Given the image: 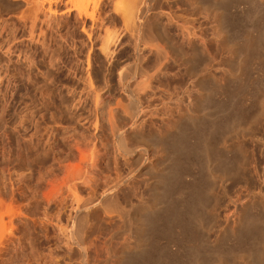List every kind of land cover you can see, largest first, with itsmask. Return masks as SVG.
Here are the masks:
<instances>
[{
  "label": "rangeland",
  "instance_id": "374dc122",
  "mask_svg": "<svg viewBox=\"0 0 264 264\" xmlns=\"http://www.w3.org/2000/svg\"><path fill=\"white\" fill-rule=\"evenodd\" d=\"M77 1H80L79 4L85 5V7L87 8V12L90 15L88 14L89 17L87 18L86 16L85 18L87 19H84V21L79 22V23L76 20V17H74L75 13L72 14L70 17H68L67 19L68 23L66 22L65 24L66 26H64V28L65 27L66 28L64 29L62 34L65 35L66 34L64 33L65 31L66 32L68 31L71 34L73 33L72 36H75V38L71 37L70 33H67V36L70 35L69 37H71L73 42L66 35L63 38H61L60 37L61 35L59 36V33L57 31L56 32L54 31L52 36L55 37L57 35L54 41H53L54 38L52 39L54 43L53 46L54 45L55 46L54 48L53 47L51 48L52 46L50 45L52 43L51 41L48 48L52 50H49V49L43 48L44 41L43 39H41L42 37L40 38L39 43L36 41L35 43L34 41H30L31 38L29 40V37H30L29 34L24 35L26 32L24 33V31L23 32L18 31V37H19L18 38L19 43L17 47L18 50L16 49L12 53L13 50L9 52L7 48V47H11V45L9 46L7 44V40L9 41V38L6 35L7 33L3 32L5 36L2 35V38L5 41L2 38H0V43L2 42V45L0 44L1 46L0 47V63L2 62L0 64V69H1L0 70V79H1L0 80V172H1L0 173V183L5 182L4 184L8 186L7 187L8 190H6V192H10L9 190L15 189V187H13L14 185L13 183L17 184L18 183L17 180H19L20 182L22 180H25L28 177L26 179L27 182L26 181H22L23 183L21 182V185L23 186H21V189L18 192L19 194H16V196L21 195V194H23L24 196L27 195L26 198H28V195H29V198L30 196H32L30 195L31 191L28 192L27 189L29 188L26 187V184L27 186L31 185L30 188H34L35 186L37 188H40L37 196L41 200V202L38 199V202L40 204L38 203L39 205L38 204L36 205H38L39 207L38 206L37 207L40 208L41 210L42 208L44 209V207L48 205V204H43L45 202H43L41 199L42 191L47 186V184L45 185L44 183H46L47 180L49 182V180L52 179L51 177L53 176L55 177V175H56V178H58V180L64 178L65 176L63 177V175L66 174L65 173L66 171H64L63 169L65 168L67 170V168L70 169L72 167L70 169L71 172H76L77 171L75 169L76 167L78 168L79 166H82L79 168H82L84 170V168L88 165V169H89V167L93 165V163H95L94 164L95 166L93 165L94 168H91L89 171H91L95 179L94 182L96 185L95 184L94 185L97 188V191H95V194L98 195V197H100L99 195L102 192L100 190H103L104 186H112L115 183L114 180L117 181V177L120 176L119 173L123 174L122 176L125 177L130 172H135L136 179L133 182L134 184L133 183L131 184L132 188L129 187L128 188L129 190L126 189L128 190L127 193H130L131 191L130 194L137 195L139 198L141 197L140 201H138L139 199L136 198V201H135L136 203H141V205H143L144 207H151V212H147V213L145 212L143 213V215L142 213H140V217H138L139 220H141L144 223L145 222L148 223V221L152 219L163 217L164 215L160 217L154 216V211L156 212V209L157 211H161V213H164L170 209L172 211L175 208L177 209V210L175 209L177 213L179 211V214H175L174 218L172 219V221L174 220L173 223L171 221V224H169L170 222L162 224V228H163L162 236L163 237L160 234L161 231H159V234L156 239L157 246L155 245L156 249L154 248L155 252L153 253V256L155 258L157 259L161 258L162 260H166V261L171 259V261H174V262L180 260L179 264L181 263L182 264H190V263L197 264L199 262L200 263L204 262V264H263L264 263V260L262 261L263 253L262 252L259 253V251L262 248L263 249L261 251H264V246L262 247L264 242L262 239H260L262 237L264 238L263 236L264 223L262 222L261 224L259 220L264 221L263 219L264 218V87H263L264 86V64H263L264 63V44L261 43L264 41V36L262 37V35H264L263 34L264 33V28H263L264 27V14H263L264 13V2H263L264 0H140V2H138L139 0H135V1L134 0L133 1L132 0H97V1L96 0H75V3L78 5ZM8 2L10 3L5 2L4 4V2L3 3L0 2V4L4 6L6 5L5 7L4 6L2 7V5H0V13H2L3 15L13 14L14 11L17 12L18 10L15 7L13 8V6L11 5V2H12L11 0H9ZM124 5L127 7L126 11H131V10L133 11L142 10L143 12L145 11L144 18L139 19L137 21L142 26L141 27L142 31L145 29L143 33L142 31L141 33H138L136 30L134 31L133 23H131L130 22L131 20L128 18L130 20L129 21L125 16L128 12L124 10H123L124 12H122L121 8H123ZM61 7L62 6H60L59 9ZM115 7L120 8L121 10L118 9L117 11ZM240 9H242L243 11ZM59 11L61 12V9ZM259 11H263V12H259ZM124 13L125 15H123ZM96 15L98 16V18H96L97 17ZM217 16L221 18L219 19ZM234 20L235 21L239 20V21L235 22ZM232 22L234 23L232 24ZM236 23L239 24L241 27L239 25H236ZM82 26L84 27V29ZM104 26H106V28ZM17 27L20 28V25ZM189 27L191 29H189ZM107 30H110L112 33L110 31L107 32ZM228 31H230V33ZM118 32L119 34H117ZM130 32L132 33V35ZM145 32L147 33L145 34ZM249 33L253 37L249 36ZM107 34L108 35L111 34L112 36L114 34L115 39L114 38L112 39L113 43L110 42V50L106 48L108 51L107 50L104 51L105 46L102 47L100 45L102 44L104 45ZM194 36L196 37L194 38ZM58 37H60L59 38L60 40L58 39ZM139 37L140 39H138ZM257 37L258 39H256ZM50 39H47L45 42H47L48 44ZM61 39H65V40L61 41ZM102 39H105V40H102ZM66 40L68 42L65 43ZM145 40L149 41L150 43L149 42H148L149 44L145 43ZM3 41L5 42L6 46L8 45L6 49H5V45L3 46L4 44ZM136 41L137 43H134ZM70 43H71V46H69ZM135 44H139L140 47L137 49ZM146 44H148L147 47H146ZM133 45L136 48H134ZM250 45L254 48H252ZM252 49H253V52H252ZM47 50H49L50 52H47ZM254 50L259 51V52H256ZM44 51H46L47 53ZM102 51L104 53H102ZM6 52L8 55L6 54ZM106 52L107 53L109 52L110 54L109 53L107 54ZM252 53H254V56ZM248 54H250L251 57ZM8 57H10V60ZM50 58H53V59H50ZM242 58H244L245 60ZM54 64L56 66H54ZM160 66L161 67L163 66V67H162V70L161 68H159L160 69V72H159L158 67ZM141 69L148 70L149 72H151L149 74L155 75V78L153 77L154 79H152L151 82H148L149 85L141 81L142 79L141 74H139L140 75V79H139L138 73H140ZM124 71H126V73H124ZM232 71L234 74L232 73ZM134 74L136 77H134ZM124 76H126L127 79H125ZM12 78H15V79H12ZM40 80L42 82H40ZM139 82L142 84H140ZM41 88H44V89H41ZM98 88H100V90ZM142 88H145V89H142ZM246 88H250V89H246ZM87 89H89L90 91ZM137 90H138V93H137ZM141 90L143 93H140ZM244 92L247 95H245ZM243 95L245 96L243 97ZM240 96H242V98ZM228 97L230 99H228ZM236 100H237V103H235ZM108 101L110 102L108 103ZM122 101L127 106L124 105ZM118 102L120 104H118ZM261 103L262 105H259ZM122 105L126 108H123ZM135 105L141 106V108L144 109V110L142 109L141 110L144 113L145 112L148 113V114L145 113L147 114V116L143 114V116H140L141 118L139 117L140 120L138 119L139 120L138 126H141L139 125L140 123L144 124L140 127V129L138 127L140 131L137 129V131L139 132L135 133V134H138L139 136L131 135L132 134L131 131L133 132L134 130H131V126L129 124L130 122H128L130 120L129 119L130 117L128 118V116H130L131 110L133 106ZM119 106H122L121 109ZM108 108H109V112H108ZM216 109H218L219 111ZM110 110L111 111L113 110L115 112L113 113L114 119L116 121L117 126L119 127L118 129H120L119 131H121L123 134L126 132L124 134V136L126 135V138L128 136L126 141L129 143V145H131V149L133 151V154L129 156H126L122 153L119 147V144H118V140L111 133L112 131L110 128L111 125L109 124L110 123L109 119L111 115ZM126 112H129V114H127ZM106 114L108 115V118ZM230 115L232 116L230 117ZM121 118L122 120L123 119L124 120L122 121ZM87 119L89 122L87 121ZM126 119H129V120H126ZM104 120H107V121H104ZM246 121H248L247 122L248 124L246 123ZM119 122H120V126L118 124ZM217 122L220 123V126L218 125ZM191 123L194 127L191 125ZM210 123L211 124L213 123L214 125L210 126L211 125ZM221 126L222 128H220ZM211 127H214V128H211ZM35 129H36V132H35ZM108 129H110V131ZM235 129H238V130H235ZM184 130L187 131L188 133L185 132ZM203 130H205L204 131L205 133L203 132ZM72 131L74 132L75 135L73 134ZM212 131L214 134L212 133ZM76 132H77V135H76ZM218 132L220 135L217 134ZM227 132L229 135L227 134ZM46 133L48 135H46ZM201 135H204V136H201ZM197 136L200 137V139ZM38 137L39 138L42 137V138L39 139ZM181 137L185 141L181 140L182 139ZM49 138H51L50 139L51 141H49ZM75 138H77V141L81 139L80 140L81 142L75 141L76 140ZM143 140L145 143L142 142ZM179 141L185 142L184 146L188 145L186 147L187 148L186 152L184 151L182 152L178 150L177 148L175 149L174 146H176V143H178ZM196 141L198 142V144H196ZM54 142L57 143V144H54L55 146H53V144H50ZM76 142L82 143V145H79L78 147ZM85 143L88 145H85ZM201 143H202V146H201ZM42 144L45 146H43ZM75 144L77 145L78 149L82 148L84 145L83 148L84 149L86 148L85 151L82 152L81 151L82 149L81 150L79 149L84 154H82L81 152L79 154L78 153L79 151L77 152ZM193 145H196V146H193ZM199 146H201L202 148ZM188 147H190L191 149H189ZM87 148L91 150L87 151L88 150ZM93 148L96 150V152H94L95 150ZM188 150H190L191 152L189 153ZM194 151L198 154H196ZM24 152L26 154H24ZM192 153L195 155H193ZM42 154H45V155H42ZM98 154L99 156H97ZM84 155H85V158H84ZM192 155L196 157L194 158ZM74 156L75 157L77 156V157L75 158ZM68 157H71V158H68ZM31 158L33 161L31 160ZM79 158L81 160L83 159L82 162L80 161ZM62 159L63 161H61ZM84 159H89V160L85 161ZM84 161H85V165H84ZM66 163L69 165L68 167ZM45 164H47L48 167ZM80 164H83V165H80ZM178 166H180L185 172L187 171V173L183 171L184 174L186 175V176L185 175L183 176L184 179L179 178V181L181 180L180 182L182 184L179 181H177L178 179H176V177H174L175 169ZM228 166H231V167H228ZM225 167L226 169H224ZM150 171L152 172V174H150L151 173ZM229 171L233 172V174L230 173ZM17 172L18 173L20 172V174H18ZM28 172L30 173L28 174ZM51 173H53V175ZM217 173L219 174L217 175ZM45 174L47 175V177H45L46 176ZM100 174L102 175L100 176ZM49 175L50 177H48ZM165 175H166V179H165ZM38 176L41 178H38ZM44 177L46 180L43 179ZM171 178H173L172 181H171ZM40 179H42L40 183L42 186L38 182V180L40 181ZM107 179L109 182L107 181ZM169 181L171 183H169ZM33 182L35 183L38 182V183L35 184ZM193 182L195 183L197 182V183L195 184ZM32 184H33V187H32ZM38 184H39V187L37 186ZM172 185L174 186V192L172 194L173 198L164 197L163 192H165L167 188L169 189ZM190 185L193 187H191ZM162 186L164 187L163 189H161ZM173 186L171 188H173ZM22 187H24L25 189L23 188L22 190ZM186 188L189 189V191ZM190 190H192L191 193H190ZM21 191H24L26 195L22 193ZM88 191H89L88 189H84L83 187L82 189L83 195H87ZM189 193L190 194L195 193L197 195V199H196L197 205L194 206L196 208H193V207L191 208L192 199ZM24 196H19L21 198L19 197L15 198L16 199L15 201L17 202V204L18 203L21 204V202H23ZM183 198L185 199L186 202L184 201ZM17 199L19 200L17 201ZM182 200L184 203L182 202ZM187 202H189L190 204H188ZM185 203H187V205ZM53 204L55 205L54 202ZM53 204H50L49 207H46L45 209L48 210L49 214L51 213L50 215L48 214L49 215L48 218L52 216V221H53L52 223L54 225L52 223H49L48 226L46 225L47 229L45 226H43L44 224H47L44 222L45 221L48 222L47 220L48 218L44 222L42 221V224L39 222V225H38V228L40 225H42L40 226L41 228H39L38 230V235L40 234L39 238L40 237L42 238V239L40 238L41 241L39 240L40 242V264H76V263L80 264L81 260H80L78 251L74 250L76 248L74 246L72 248V246H70L68 242L71 230H73L72 228L73 224L67 217L68 214L67 215L64 214V213H68V211L65 212V210H63L64 212L63 211L61 212L64 215L62 216V218H61L62 214L60 215V220L62 222L57 223L58 216L55 217L54 215H56L55 213L57 212L55 209H59L55 207L58 203L56 202V205L54 206L55 209L53 207ZM171 206L173 209L171 208ZM188 210L189 211L191 210V211L189 212ZM192 211H195V212H192ZM198 211L199 212L201 211V212L199 213ZM39 213L42 214L44 212H42L41 210ZM188 213H190L189 214L190 219L188 218ZM144 214H147V215H144ZM191 214L193 215L190 216ZM137 215L139 216V214ZM176 216L179 218L177 219ZM194 217L195 219L196 218L197 219L195 220ZM41 218L43 220L42 215H41ZM54 218L57 219L56 222ZM133 218L135 219L134 216ZM252 218L255 219L254 222ZM134 219L133 221H131V223H127L128 221H124V219L123 220L117 219L114 221V223L111 226H108V227L106 226L102 235H100L101 237H99L98 239H96L95 242L92 243L94 247H92L90 244H89L90 246H88L91 248L88 251L89 264H97L98 259L102 261V259L107 258V255H106L107 252L104 246V240L107 238L109 233H112L111 231L113 230H114L113 232H120V233L123 232L124 234L126 233V230H127V233H126L127 235L125 234L127 238L126 244L130 248V250L132 249L134 250L138 244V241H139L138 235L141 230L140 228L142 227L140 225L142 222L141 223L138 221L136 222ZM242 219L245 221H243ZM248 219L249 220L251 219V222ZM256 220H258L259 222H257ZM242 221L244 223H242ZM255 221L258 224H256ZM49 222L51 221L49 220ZM246 222L249 223V225ZM56 223H57L56 225L57 228L55 227ZM252 223H255L256 225ZM182 224L184 225L182 228H185L184 231H182V228L180 227L182 226ZM58 225L59 226L62 225V226L58 228L59 227ZM6 227H8L7 224L5 225V230L7 229ZM246 227L248 230L246 229ZM165 228H167V231L169 229L170 230L167 232ZM3 229L0 230V235L2 232L4 233V231H2ZM242 229L243 230L245 229L248 232L247 231L243 232ZM128 230H130V232ZM179 230H181V233L184 232L186 234L184 235L180 234ZM192 230L194 231V233ZM187 231L189 232L187 233ZM163 233H165L164 234L165 237ZM145 234H149L148 230ZM243 234H245V237ZM196 235L199 237V241ZM173 236L175 237V239L179 241L177 242L179 246L182 244L180 247V250H181V253L184 252L183 254L186 255L185 256L186 259L184 258L183 254L180 255L181 254L179 252L180 250L177 249V247L179 248V246H177L176 248L170 247L169 245L170 241L168 240H170V238L172 239ZM145 237H148V235ZM177 240H171V241H177ZM184 244L186 247L183 246ZM234 245L236 247H234ZM114 246H116L115 249H117V245H114ZM182 246L185 248H183ZM70 247L72 248V250ZM159 247L160 249H158ZM200 247H203V248H200ZM190 248H194L196 249V251L197 249H199L198 250L199 252L198 251L197 252L199 253L201 257H199V259L197 258L198 259L197 262H196V259H194V256L191 257ZM234 248H235L236 253L234 251ZM163 249L165 250V252ZM188 249L190 250V252ZM96 250H97V253H96ZM161 250L163 252H161ZM227 250L230 251L229 255H228ZM73 252H75V254ZM173 252L174 254L175 253L177 254L174 255ZM208 252L209 253L211 252V253L209 254ZM221 252L223 254L225 253L226 254L223 255ZM257 253L259 254L262 253L261 254L262 256L257 255ZM179 255L181 256L182 259L180 258ZM98 257H100L101 259ZM173 257L176 259L178 258V259L176 260ZM258 261L260 262L258 263Z\"/></svg>",
  "mask_w": 264,
  "mask_h": 264
},
{
  "label": "bare ground",
  "instance_id": "6f19581e",
  "mask_svg": "<svg viewBox=\"0 0 264 264\" xmlns=\"http://www.w3.org/2000/svg\"><path fill=\"white\" fill-rule=\"evenodd\" d=\"M9 0H0V2L1 3H3L4 2V4H5V2H7V3H10V2H8ZM12 2H11V5L13 6V8L15 7L16 9H18L17 10V12H15L14 11V13L13 14H6V15H3L2 13H0V38H2V35H4L5 36V34H3V32H6L7 34V36H8V38H9V41L7 40V44L10 46L11 45V47H7L6 45H5V40L3 41V46L5 45V49H6V47L8 48V50H9V52L10 51H12V53L14 52V50H18V31L19 32H23L24 31V35H28L29 34V40H30V38H31V40L30 41H36V42H40V38L41 39H43V48H46V49H49L48 47H49V44H50V42L52 41V39H53V41L55 40V37L57 36H55V37H53L52 35H53V33H54V31L56 32H58L59 33V36L61 37V38H63L65 35L67 36V33H70V32H64V33H66L65 35L64 34H62L63 33V31H64V29L66 28H64V26H66L65 24H66V22H67V19H68V17H70L72 14H74L75 13V16L74 17H76V20L78 21V23L79 22H82V21H84V19H87L88 17H89V13L87 12V8L85 7V5H83V4H79V2L80 1H77V3H78V5L75 3V0H11ZM97 1V0H96ZM133 1V0H132ZM135 1V0H134ZM92 2V1H91ZM125 2V1H124ZM138 2H140V0L138 1ZM264 2V1H263ZM97 3V2H96ZM103 3H104V1H103ZM227 3V2H226ZM229 3V2H228ZM232 3V2H231ZM108 4V3H107ZM119 4V3H118ZM133 4V3H132ZM239 4V3H238ZM0 5H2V4H0ZM87 5V4H86ZM96 5V4H95ZM102 5V4H101ZM116 5V4H115ZM114 5V6H115ZM120 5V4H119ZM231 5V4H230ZM4 5H2V7H3ZM6 6V5H5ZM4 6V7H5ZM60 6H62L60 9H61V12L59 11L60 9H59V7ZM88 6V5H87ZM106 6V5H105ZM108 6V5H107ZM117 6V5H116ZM145 6V5H144ZM227 6V5H226ZM232 6V5H231ZM235 6V5H234ZM233 6V7H234ZM261 6V5H260ZM8 7V6H7ZM64 7V8H63ZM119 7H121V6H119ZM230 7V6H229ZM238 7H239V5H238ZM62 8H63V10H62ZM92 8V7H91ZM116 8V7H115ZM124 8V9H123ZM123 8H121L122 9V12H124V11H126L127 10V7L124 5V7ZM126 8V9H125ZM139 8V7H138ZM11 9H12V7H11ZM10 9V10H11ZM113 9V8H112ZM117 9V11H118V9H120V8H116ZM120 9V10H121ZM227 9H228V7H227ZM230 9V8H229ZM249 9V8H248ZM256 9V8H255ZM4 10V9H3ZM6 10H7V8H6ZM102 10H104V9H102ZM124 10V11H123ZM129 10V9H128ZM240 10H242V9H240ZM247 10V9H246ZM250 10H252V9H250ZM92 11V10H91ZM114 11V10H113ZM243 11V10H242ZM245 11V10H244ZM98 12V11H97ZM126 12H128L126 15H125V13ZM123 15H125L126 16V18L131 22V23H133V29H134V31L136 30L138 33H141V31H142V29H141V25L139 24V22H137L139 19H143L144 18V15H145V11L143 12L142 10H131V11H126ZM219 12V11H218ZM228 12V11H227ZM259 12H263V11H259ZM114 13H116V12H114ZM121 13V12H120ZM119 13V14H120ZM229 13V12H228ZM232 13V12H231ZM89 14V15H88ZM95 14V13H94ZM99 14V13H98ZM106 14V13H105ZM104 14V15H105ZM117 14H118V12H117ZM256 14H257V12H256ZM264 14V13H263ZM122 15V16H123ZM230 15V14H229ZM232 15V14H231ZM240 15V14H239ZM87 16V18H85ZM97 16V15H96ZM118 16H120V15H118ZM224 16H225V14H224ZM259 16V15H258ZM261 16V15H260ZM263 16V15H262ZM105 17V16H104ZM113 17V16H112ZM218 17V16H217ZM96 18H98V16L96 17ZM123 18V17H122ZM219 18V17H218ZM221 18V17H220ZM219 18V19H220ZM231 18H233V17H231ZM91 19V18H90ZM146 19V18H145ZM144 19V20H145ZM244 19V18H243ZM254 19V18H253ZM258 19V18H257ZM262 19V18H261ZM112 20V19H111ZM124 20V19H123ZM150 20V19H149ZM225 20V19H224ZM223 20V21H224ZM103 21V20H102ZM106 21V20H105ZM125 21V20H124ZM226 21V20H225ZM235 21V20H234ZM239 21V20H238ZM238 21H235V22H238ZM261 21V20H260ZM259 21V22H260ZM93 22V21H92ZM130 22H128V23H130ZM17 23H18V25H17ZM68 23V22H67ZM70 23V22H69ZM85 23H86V21H85ZM126 23V22H125ZM148 23V22H147ZM150 23V22H149ZM234 22H232V24H233ZM241 23V22H240ZM245 23V22H244ZM253 23V22H252ZM102 24H104V23H102ZM152 24V23H151ZM226 24V23H225ZM231 24V23H230ZM250 24V23H249ZM261 24V23H260ZM20 25V28L19 27H17V26H19ZM92 25V24H91ZM100 25V24H99ZM112 25V24H111ZM236 25H239V24H237L236 23ZM243 25V24H242ZM89 26V25H88ZM128 26V25H127ZM151 26V25H150ZM156 26V25H155ZM194 26V25H193ZM228 26H229V24H228ZM240 26V25H239ZM248 26V25H247ZM252 26V25H251ZM260 26V25H259ZM262 26H263V24H262ZM83 27V26H82ZM87 27V26H86ZM98 27V26H97ZM105 28H106V26H104ZM124 27H125V25H124ZM129 27V26H128ZM224 27H225V25H224ZM227 27V26H226ZM241 27V26H240ZM245 27V26H244ZM243 27V28H244ZM77 28V27H76ZM149 28V27H148ZM194 28V27H193ZM196 28V27H195ZM258 28V27H257ZM260 28V27H259ZM264 28V27H263ZM69 29V28H68ZM67 29V30H68ZM83 29H84V27H83ZM87 29V28H86ZM107 29H108V27H107ZM189 29H191L190 27H189ZM256 29V28H255ZM75 30V29H74ZM82 30V29H81ZM126 30V29H125ZM145 30V29H144ZM143 30V31H144ZM230 30V29H229ZM244 30V29H243ZM263 30V29H262ZM86 31V30H85ZM94 31V30H93ZM105 31V30H104ZM110 30H107V32H109ZM143 31H142V33H143ZM195 31V30H194ZM245 31H246V29H245ZM106 32V33H107ZM111 32V31H110ZM193 32V31H192ZM229 33H230V31H228ZM250 32V31H249ZM261 32V31H260ZM88 33V32H87ZM94 33V32H93ZM112 33V32H111ZM115 33H116V31H115ZM131 33V32H130ZM147 32H145V34H146ZM251 33V32H250ZM249 33V36H252L251 34ZM254 33V32H253ZM49 34V35H48ZM56 34V33H55ZM71 34V33H70ZM73 34V33H72ZM72 34H71V37H73V38H75V36H72ZM117 34H119V32L117 33ZM191 34V33H190ZM246 34V33H245ZM264 34V33H263ZM69 35V34H68ZM116 35V34H115ZM131 35H132V33H131ZM163 35V34H162ZM186 35V34H185ZM189 35V34H188ZM187 35V36H188ZM194 35V34H193ZM192 35V36H193ZM244 35V34H243ZM3 36V37H4ZM40 36V37H39ZM70 36V35H69ZM69 36H67V37H69ZM95 36V35H94ZM107 37H106V41L104 42V45L102 44V45H100V46H105L104 47V51L105 50H107V49H109L110 50V42L111 43H113L112 42V39L114 38V34H113V36L110 34V35H106ZM134 36H135V34H134ZM147 36V35H146ZM191 36V35H190ZM197 36V35H196ZM196 36H194V38L196 37ZM264 35H262V37H263ZM22 37V36H21ZM51 39H50V38ZM60 37H58V39L60 38ZM71 37H69L70 38V40H72L71 39ZM80 37H81V35H80ZM122 37V36H121ZM145 37V36H144ZM185 37V36H184ZM253 37V36H252ZM38 38H39V40H38ZM78 38V37H77ZM76 38V39H77ZM193 38V37H192ZM6 39H7V37H6ZM28 39V38H27ZM47 39H50V41H49V43L47 44V42H45ZM66 39V38H65ZM65 39H61V41H63V40H65ZM68 39V38H67ZM115 39V38H114ZM120 39V38H119ZM138 39H140V37L138 38ZM147 39V38H146ZM149 39V38H148ZM190 39V38H189ZM256 39H258V37L256 38ZM57 40V39H56ZM60 40V39H59ZM69 40V39H68ZM69 40V41H70ZM102 40H105V39H102ZM2 41V40H1ZM42 41V40H41ZM53 41H52V43L50 44V45H52L51 46V48L53 47L54 48V46H53ZM58 41V40H57ZM56 41V42H57ZM78 41H80V40H78ZM113 41H115V40H113ZM143 41V40H142ZM141 41V42H142ZM252 41V40H251ZM22 42V41H21ZM35 42V43H36ZM66 42H68L67 40L65 41V43ZM72 42H73V40H72ZM75 42V41H74ZM91 42V41H90ZM144 42V41H143ZM149 41H146L145 40V43H148ZM202 42V41H201ZM23 43V42H22ZM79 43V42H78ZM123 43V42H122ZM134 43H137V41L136 42H134ZM144 43V44H145ZM150 43V42H149ZM148 43V44H149ZM261 43H263L264 44V41L263 42H261ZM1 45H2V42L0 43ZM31 44V43H30ZM56 44V43H55ZM58 44V43H57ZM141 44V43H140ZM143 44V45H144ZM148 44H146V47H147V45ZM235 44V43H234ZM248 44V43H247ZM251 44V43H250ZM39 45H41V44H39ZM67 45V44H66ZM136 45V47H137V49L140 47V45L139 44H135ZM246 45V44H245ZM255 45V44H254ZM257 45V44H256ZM261 45V44H260ZM23 46V45H22ZM69 46H71V43H70V45ZM112 46V45H111ZM236 46H237V44H236ZM239 46V45H238ZM241 46H243V45H241ZM251 46V45H250ZM1 47V46H0ZM21 47V46H20ZM33 47V46H32ZM42 47V46H41ZM77 47V46H76ZM115 47V46H114ZM120 47V46H119ZM133 47H134V45H133ZM132 47V48H133ZM136 47H134V48H136ZM145 47V48H146ZM150 47V46H149ZM234 47V46H233ZM246 47V46H245ZM252 47V46H251ZM256 47V46H255ZM3 48V47H2ZM66 48V47H65ZM107 48V49H106ZM151 48V47H150ZM149 48V49H150ZM236 48V47H235ZM244 48V47H243ZM250 48V47H249ZM248 48V49H249ZM252 48H254V47H252ZM260 48V47H259ZM23 49V48H22ZM103 49V48H102ZM137 49H136V51H137ZM143 49V48H142ZM247 49V48H246ZM2 50V49H1ZM49 50H52V49H49ZM49 50H47V52H50ZM55 50V49H54ZM57 50V49H56ZM77 50V49H76ZM132 50V49H131ZM144 50V49H143ZM159 50V49H158ZM157 50V51H158ZM251 50V49H250ZM262 50V49H261ZM25 51V50H24ZM27 51V50H26ZM108 51V50H107ZM118 51V50H117ZM138 51H140V50H138ZM146 51V50H145ZM149 51V50H148ZM151 51V50H150ZM155 51V50H154ZM157 51H156V53H157ZM237 51V50H236ZM254 51H256V50H254ZM8 52V53H9ZM28 52V51H27ZM44 52H46V51H44ZM46 52V53H47ZM77 52V51H76ZM111 52V51H110ZM121 52V51H120ZM159 52V51H158ZM252 52H253V49H252ZM256 52H259V51H256ZM57 53V52H56ZM56 53H55V55H56ZM60 53V52H59ZM102 53H104L103 51H102ZM107 53V52H106ZM109 53V52H108ZM107 53V54H108ZM146 53V52H145ZM149 53H151V52H149ZM149 53H147V54H149ZM160 53V52H159ZM255 53V52H254ZM254 53H252L253 54V56H254ZM5 54V53H4ZM6 54H7V52H6ZM5 54V55H6ZM11 54V53H10ZM78 54V53H77ZM110 54V53H109ZM116 54V53H115ZM123 54V53H122ZM246 54V53H245ZM256 54V53H255ZM8 55V54H7ZM14 55V54H13ZM19 55V54H18ZM25 55V54H24ZM44 55V54H43ZM54 55V56H55ZM121 55V54H120ZM248 55H250V54H248ZM260 55H262V54H260ZM58 56V55H57ZM75 56V55H74ZM107 56V55H106ZM148 56V55H147ZM241 56V55H240ZM25 57V56H24ZM105 57V56H104ZM247 57V56H246ZM250 57H251V55H250ZM249 57V58H250ZM9 58V60H10V57H8ZM59 58V57H58ZM106 58V57H105ZM12 59V58H11ZM26 59V58H25ZM50 59H53V58H50ZM107 59V58H106ZM242 59H244V58H242ZM248 59V58H247ZM255 59V58H254ZM57 60V59H56ZM55 60V61H56ZM81 60V59H80ZM169 60V59H168ZM245 60V59H244ZM62 61V60H61ZM23 62V61H22ZM33 62V61H32ZM37 62V61H36ZM46 62V61H45ZM52 62H54V61H52ZM51 62V63H52ZM57 62V61H56ZM160 62H162V61H160ZM239 62V61H238ZM249 62V61H248ZM2 63V62H1ZM0 63V64H1ZM16 63V62H15ZM62 63V62H61ZM120 63V62H119ZM157 63V62H156ZM168 63V62H167ZM13 64V63H12ZM49 64V63H48ZM109 64V63H108ZM155 64V63H154ZM154 64H152V65H154ZM161 64V63H160ZM242 64V63H241ZM264 64V63H263ZM136 65H137V63H136ZM142 65H144V64H142ZM162 65H164V64H162ZM237 65V64H236ZM36 66V65H35ZM54 66H56L55 64H54ZM63 66V65H62ZM117 66V65H116ZM156 66V65H155ZM246 66V65H245ZM251 66V65H250ZM51 67V66H50ZM122 67V66H121ZM141 67V66H140ZM163 67V66H162ZM162 67L160 66V67H158V70H159V72H160V69L159 68H161V70H162ZM237 67V66H236ZM256 67V66H255ZM17 68V67H16ZM53 68V67H52ZM73 68V67H72ZM156 68V67H155ZM166 68H167V66H166ZM250 68V67H249ZM8 69V68H7ZM33 69V68H32ZM54 69V68H53ZM60 69V68H59ZM110 69V68H109ZM121 69V68H120ZM123 69V68H122ZM137 69V68H136ZM145 69H147V68H145ZM1 70V69H0ZM6 70V69H5ZM9 70V69H8ZM113 70H114V68H113ZM163 70H164V68H163ZM259 70H260V68H259ZM7 71V70H6ZM38 71V70H37ZM53 71V70H52ZM117 71V70H116ZM118 71H119V69H118ZM148 70H144V69H141L140 70V73H138V75L139 74H141L142 76V79H141V81L142 82H144V83H147L148 84V82H151V80L152 79H154L155 78V75H151V74H149V73H151V72H147ZM236 71V70H235ZM54 72V71H53ZM112 72V71H111ZM122 72V71H121ZM138 72V71H137ZM262 72H263V70H262ZM39 73V72H38ZM43 73V72H42ZM48 73V72H47ZM73 73V72H72ZM107 73V72H106ZM124 73H126V71H124ZM232 73H233V71H232ZM246 73V72H245ZM260 73V72H259ZM234 74V73H233ZM249 74V73H248ZM261 74V73H260ZM6 75V74H5ZM71 75V74H70ZM118 75H119V73H118ZM125 75V74H124ZM129 75H131V74H129ZM251 75H252V73H251ZM4 76V75H3ZM9 76H10V74H9ZM43 76V75H42ZM112 76V75H111ZM121 76V75H120ZM128 76V75H127ZM242 76V75H241ZM248 76V75H247ZM250 76V75H249ZM259 76V75H258ZM39 77V76H38ZM134 77H136L135 76V74H134ZM154 77V78H153ZM233 77V76H232ZM9 78V77H8ZM87 78V77H86ZM89 78H91V77H89ZM109 78H111V77H109ZM117 78H119V77H117ZM124 78L125 79H127L126 78V76H124ZM12 79H15V78H12ZM139 79H140V75H139ZM1 80V79H0ZM10 80V79H9ZM89 80V79H88ZM132 80V79H131ZM156 80V79H155ZM154 80V81H155ZM163 80V79H162ZM237 80V79H236ZM253 80V79H252ZM4 81V80H3ZM102 81V80H101ZM109 81V80H108ZM137 81H138V79H137ZM158 81V80H157ZM241 81V80H240ZM10 82V81H9ZM40 82H42L41 80H40ZM238 82V81H237ZM255 82V81H254ZM259 82V81H258ZM96 83V82H95ZM140 83V82H139ZM139 83H138V85H139ZM164 83V82H163ZM235 83V82H234ZM251 83V82H250ZM109 84V83H108ZM107 84V85H108ZM140 84H142V83H140ZM151 84H153V83H151ZM158 84V83H157ZM162 84V83H161ZM253 84V83H252ZM259 84V83H258ZM44 85V84H43ZM85 85V84H84ZM131 85V84H130ZM137 85V86H138ZM149 85V84H148ZM147 85V86H148ZM231 85V84H230ZM249 85V84H248ZM263 85V84H262ZM13 86V85H12ZM47 86V85H46ZM88 86V85H87ZM110 86V85H109ZM146 86V87H147ZM232 86V85H231ZM246 86V85H245ZM244 86V87H245ZM43 87V86H42ZM97 87V86H96ZM104 87V86H103ZM130 87V86H129ZM144 87H145V85H144ZM264 87V86H263ZM3 88V87H2ZM45 88V87H44ZM44 88H41V89H44ZM86 88V87H85ZM105 88V87H104ZM108 88V87H107ZM134 88V87H133ZM132 88V89H133ZM225 88V87H224ZM223 88V89H224ZM228 88V87H227ZM9 89V88H8ZM99 90H100V88H98ZM97 89V90H98ZM120 89V88H119ZM141 89V88H140ZM142 89H145V88H142ZM212 89V88H211ZM218 89H219V87H218ZM229 89V88H228ZM234 89V88H233ZM242 89H243V87H242ZM246 89H250V88H246ZM5 90V89H4ZM85 90V89H84ZM87 90H89V89H87ZM104 90V89H103ZM108 90V89H107ZM230 90V89H229ZM76 91V90H75ZM90 91V90H89ZM93 91V90H92ZM146 91V90H145ZM144 91V92H145ZM153 91V90H152ZM2 92V91H1ZM15 92V91H14ZM96 92H98V91H96ZM100 92V91H99ZM110 92V91H109ZM121 92V91H120ZM208 92V91H207ZM40 93V92H39ZM137 93H138V90H137ZM136 93V94H137ZM140 93H143L142 92V90H141V92ZM150 93V92H149ZM214 93V92H213ZM234 93V92H233ZM240 93V92H239ZM108 94V93H107ZM126 94V93H125ZM236 94H237V92H236ZM244 94H245V92H244ZM263 94V93H262ZM5 95H7V94H5ZM41 95V94H40ZM79 95H80V93H79ZM149 95V94H148ZM155 95V94H154ZM217 95V94H216ZM235 95V94H234ZM245 95H247V94H245ZM245 95H243V97L245 96ZM11 96V95H10ZM45 96V95H44ZM136 96V95H135ZM228 96V95H227ZM73 97V96H72ZM94 97V96H93ZM104 97V96H103ZM102 97V98H103ZM118 97H120V96H118ZM237 97V96H236ZM241 98H242V96H240ZM9 98V97H8ZM78 98V97H77ZM90 98V97H89ZM102 98H101V100H102ZM109 98H110V96H109ZM122 98V97H121ZM139 98V97H138ZM152 98V97H151ZM211 98V97H210ZM223 98V97H222ZM232 98V97H231ZM6 99V98H5ZM4 99V100H5ZM94 99V98H93ZM115 99V98H114ZM134 99V98H133ZM228 99H230L229 97H228ZM233 99V98H232ZM244 99V98H243ZM42 100V99H41ZM82 100V99H81ZM80 100V101H81ZM89 100V99H88ZM104 100V99H103ZM119 100V99H118ZM124 100V99H123ZM234 100H235V98H234ZM48 101V100H47ZM96 101H97V99H96ZM105 101V100H104ZM263 101V100H262ZM76 102V101H75ZM88 102V101H87ZM102 102V101H101ZM101 102H100V104H101ZM110 101H108V103H109ZM123 102V101H122ZM213 102V101H212ZM223 102V101H222ZM229 102V101H228ZM227 102V103H228ZM7 103V102H6ZM47 103V102H46ZM49 103V102H48ZM81 103V102H80ZM83 103V102H82ZM106 103H107V101H106ZM231 103H233V102H231ZM235 103H237V100L235 101ZM52 104V103H51ZM93 104V103H92ZM112 104V103H111ZM117 104V103H116ZM118 104H120L119 102H118ZM117 104V105H118ZM123 104H124V102H123ZM6 105V104H5ZM46 105V104H45ZM75 105V104H74ZM77 105V104H76ZM86 105V104H85ZM109 105V104H108ZM124 105H126V104H124ZM232 105V104H231ZM259 105H262V103L261 104H259ZM50 106V105H49ZM52 106V105H51ZM123 106V105H122ZM122 106H119L120 107V109H121V107ZM127 106V105H126ZM215 106V105H214ZM235 106H237V105H235ZM239 106V105H238ZM41 107V106H40ZM78 107V106H77ZM99 107V106H98ZM97 107V108H98ZM115 107V106H114ZM223 107V106H222ZM232 107V106H231ZM240 107V106H239ZM49 108V107H48ZM54 108V107H53ZM76 108V107H75ZM103 108V107H102ZM111 108V107H110ZM113 108V107H112ZM123 108H126V107H124L123 106ZM210 108V107H209ZM236 108V107H235ZM77 109V108H76ZM93 109V108H92ZM144 110L143 108H141V106H139V105H135V106H133V108H132V110H131V114H130V116H128V118L130 119H126V120H129L128 122H130L129 124H130V126H131V130H134L133 132L131 131V135L133 136V135H138V134H135L136 132H139L140 130V127L142 126V125H144V124H142V123H140L139 125H141V126H138V121L140 120L139 119V117L140 116H143V114L144 115H146L147 116V112H145V113H147V114H145L142 110ZM151 109V108H150ZM234 109V108H233ZM238 109V108H237ZM240 109V108H239ZM75 110V109H74ZM82 110H83V108H82ZM124 110V109H123ZM122 110V111H123ZM216 110H218V109H216ZM223 110V109H222ZM227 110V109H226ZM250 110V109H249ZM263 110V109H262ZM105 111H106V109H105ZM118 111V110H117ZM148 111V110H147ZM219 111V110H218ZM233 111V110H232ZM231 111V112H232ZM75 112H77V111H75ZM74 112V113H75ZM92 112V111H91ZM108 112H109V108H108ZM225 112H227V111H225ZM230 112V111H229ZM228 112V113H229ZM254 112H256V111H254ZM93 113V112H92ZM113 113H115L113 110L111 111L110 110V125H111V133L113 134V136L118 140V144H119V147H120V149H121V151H122V153L124 154V155H126V156H129V155H131V154H133V151H132V149H131V145H129V143L126 141L127 140V138H128V136H127V138H126V135L124 136V134L126 133H122L121 131H119L120 129H118L119 127L117 126V124H116V121H115V119H114V114ZM124 113V112H123ZM127 114H129V112H126ZM151 113V112H150ZM149 113V114H150ZM215 113V112H214ZM227 113V114H228ZM233 113V112H232ZM236 113V112H235ZM234 113V114H235ZM258 113V112H257ZM231 114V113H230ZM77 115V114H76ZM91 115V114H90ZM96 115V114H95ZM101 115V114H100ZM107 115V114H106ZM116 115V114H115ZM123 115V114H122ZM237 115V114H236ZM127 116V115H126ZM153 116V115H152ZM164 116V115H163ZM232 115H230V117H231ZM244 116V115H243ZM259 116H261V115H259ZM82 117V116H81ZM92 117V116H91ZM117 117V116H116ZM219 117H221V116H219ZM219 117H218V119H219ZM228 117H229V115H228ZM235 117H237V116H235ZM253 117V116H252ZM263 117V116H262ZM261 117V118H262ZM44 118V117H43ZM107 118H108V115H107ZM123 118H124V116H123ZM141 118V117H140ZM143 118H145V117H143ZM210 118H211V116H210ZM217 118V117H216ZM93 119H95V118H93ZM102 119V118H101ZM101 119H100V121H101ZM139 119V120H138ZM213 119V118H212ZM217 119V120H218ZM223 119H225V118H223ZM223 119H221V120H223ZM232 119V118H231ZM252 119V118H251ZM256 119H257V117H256ZM255 119V120H256ZM259 119V118H258ZM43 120V119H42ZM92 120V119H91ZM117 120V119H116ZM121 120H122V118H121ZM124 120V119H123ZM122 120V121H123ZM234 120V119H233ZM254 120V121H255ZM87 121H88V119H87ZM86 121V122H87ZM104 121H107V120H104ZM142 121V120H141ZM152 121V120H151ZM237 121V120H236ZM258 121V120H257ZM43 122V121H42ZM89 122V121H88ZM92 122H94V121H92ZM128 122H126V123H128ZM144 122H146V121H144ZM143 122V123H144ZM156 122V121H155ZM201 122V121H200ZM205 122V121H204ZM214 122H216V121H214ZM248 121H246V123H247ZM250 122H251V120H250ZM105 123V122H104ZM218 123V122H217ZM236 123V122H235ZM238 123V122H237ZM89 124V123H88ZM119 124V126H120V122L118 123ZM123 124V123H122ZM211 124V123H210ZM224 124V123H223ZM248 124V123H247ZM255 124V123H254ZM33 125V124H32ZM86 125V124H85ZM93 125V124H92ZM127 125V124H126ZM179 125V124H178ZM191 125H192V123H191ZM212 125H214L213 123L210 125V126H212ZM218 125L220 126V123H218ZM222 125V124H221ZM226 125V124H225ZM253 125V124H252ZM45 126V125H44ZM129 126V127H130ZM163 126H164V124H163ZM193 126V125H192ZM46 127V126H45ZM138 127H139V129H138ZM178 127H180V126H178ZM194 127V126H193ZM200 127V126H199ZM216 127V126H215ZM224 127V126H223ZM229 127V126H228ZM31 128V127H30ZM61 128H63V127H61ZM86 128H87V126H86ZM92 128V127H91ZM108 128V127H107ZM144 128V127H143ZM184 128V127H183ZM211 128H214V127H211ZM220 128H222V126L220 127ZM26 129H28V128H26ZM46 129V128H45ZM93 129V128H92ZM137 129L139 130V131H137ZM218 129V128H217ZM229 129V128H228ZM59 130V129H58ZM70 130V129H69ZM87 130V129H86ZM109 131H110V129H108ZM190 130V129H189ZM199 130H201V129H199ZM214 130V129H213ZM235 130H238V129H235ZM43 131V130H42ZM48 131V130H47ZM51 131V130H50ZM165 131V130H164ZM171 131V130H170ZM185 131V130H184ZM205 130H203V132H204ZM223 131V130H222ZM35 132H36V129H35ZM62 132V131H61ZM73 132V131H72ZM89 132V131H88ZM95 132V131H94ZM129 132V131H128ZM185 132H187V131H185ZM199 132V131H198ZM203 132H202V134H203ZM241 132V131H240ZM51 133V132H50ZM63 133V132H62ZM67 133V132H66ZM93 133V132H92ZM188 133V132H187ZM200 133V132H199ZM205 133V132H204ZM212 133H213V131H212ZM211 133V134H212ZM225 133V132H224ZM32 134H34V133H32ZM45 134V133H44ZM54 134V133H53ZM60 134V133H59ZM68 134V133H67ZM73 134H74V132H73ZM79 134V133H78ZM82 134V133H81ZM80 134V135H81ZM146 134V133H145ZM158 134V133H157ZM214 134V133H213ZM217 134H219V132L217 133ZM227 134H228V132H227ZM46 135H48L47 133H46ZM71 135V134H70ZM75 135V134H74ZM73 135V136H74ZM76 135H77V132H76ZM104 135V134H103ZM129 135V134H128ZM162 135V134H161ZM183 135V134H182ZM220 135V134H219ZM229 135V134H228ZM53 136V135H52ZM55 136H56V134H55ZM63 136H64V134H63ZM102 136V135H101ZM139 136V135H138ZM185 136V135H184ZM201 136H204V135H201ZM68 137H69V135H68ZM77 137V136H76ZM79 137V136H78ZM82 137V136H81ZM86 137V136H85ZM160 137V136H159ZM198 137V136H197ZM212 137H213V135H212ZM39 138V137H38ZM42 138V137H41ZM41 138H39V139H41ZM46 138V137H45ZM44 138V139H45ZM48 138V137H47ZM66 138V137H65ZM72 138V137H71ZM84 138V137H83ZM91 138H93V137H91ZM137 138V137H136ZM156 138H158V137H156ZM182 138V137H181ZM188 138V137H187ZM196 138V137H195ZM199 139H200V137H198ZM202 138V137H201ZM28 139V138H27ZM30 139V138H29ZM43 139V140H44ZM51 138H49V141H51L50 140ZM76 140L75 141H77V138H75ZM102 139V138H101ZM106 139V138H105ZM167 139H168V137H167ZM81 140V139H80ZM80 140H78V141H80ZM87 140V139H86ZM104 140V139H103ZM103 140H102V142H103ZM107 140V139H106ZM105 140V141H106ZM172 140V139H171ZM181 140H183V141H185L183 138L181 139ZM186 140H188V139H186ZM197 140V139H196ZM205 140V139H204ZM216 140V139H215ZM28 141V140H27ZM26 141V142H27ZM47 141V140H46ZM56 141V140H55ZM65 141V140H64ZM68 141V140H67ZM77 141V142H78ZM104 141V142H105ZM138 141V140H137ZM183 141H179L178 143H176V146H174L175 147V149L177 148L178 150H180V151H184V152H186L187 151V146H184V144H185V142H183ZM199 141V140H198ZM203 141V140H202ZM31 142V141H30ZM45 142V141H44ZM76 142V143H77ZM81 142V141H80ZM95 142V141H94ZM110 142H111V140H110ZM142 142H144V140L142 141ZM189 142V141H188ZM201 142V141H200ZM215 142V141H214ZM213 142V143H214ZM34 143V142H33ZM66 143V142H65ZM72 143V142H71ZM74 143V142H73ZM108 143V142H107ZM145 143V142H144ZM190 143V142H189ZM44 144V143H43ZM42 144V145H43ZM46 144V143H45ZM49 144V143H48ZM47 144V145H48ZM50 144H53V146H55L54 144H57L56 142H54V143H50ZM68 144H70V143H68ZM90 144V143H89ZM102 144V143H101ZM143 144V143H142ZM188 144V143H187ZM196 144H198V142L196 141ZM77 145H78V147H79V145H82V143H77ZM77 145L75 144V147H76V149H77V152L80 154V152L82 151H85V149L83 148L84 147V145H83V147L82 148H77ZM85 145H88V144H86L85 143ZM105 145V144H104ZM103 145V146H104ZM204 145V144H203ZM43 146H45V145H43ZM52 146V145H51ZM70 146V145H69ZM91 146H92V144H91ZM99 146V145H98ZM165 146V145H164ZM163 146V147H164ZM193 146H196V145H193ZM198 146V145H197ZM201 146H202V143H201ZM201 146H199V147H201ZM35 147V146H34ZM49 147V146H48ZM86 147V146H85ZM206 147V146H205ZM204 147V148H205ZM52 148H54V147H52ZM52 148H50V149H52ZM56 148V147H55ZM66 148V147H65ZM73 148V147H72ZM104 148V147H103ZM106 148V147H105ZM134 148V147H133ZM170 148V147H169ZM189 149H191L190 147H188ZM193 148V147H192ZM202 148V147H201ZM208 148V147H207ZM206 148V149H207ZM27 149V148H26ZM37 149V148H36ZM88 149V148H87ZM94 149V148H93ZM97 149V148H96ZM98 149H99V147H98ZM109 149V148H108ZM168 149V148H167ZM205 149V150H206ZM58 150V149H57ZM89 150H91V149H88L87 151H89ZM95 150V149H94ZM114 150V149H113ZM117 150V149H116ZM211 150V149H210ZM38 151V150H37ZM50 151V150H49ZM53 151V150H52ZM62 151V150H61ZM104 151V150H103ZM108 151V150H107ZM169 151V150H168ZM213 151V150H212ZM211 151V152H212ZM60 152V151H59ZM76 152V153H77ZM81 152V153H82ZM94 152H96V150L94 151ZM93 152V153H94ZM177 152V151H176ZM182 152H180V153H182ZM188 152L190 153L191 151L190 150H188ZM187 152V153H188ZM195 152V151H194ZM207 152V151H206ZM42 153H43V151H42ZM46 153V152H45ZM54 153V152H53ZM68 153H70V152H68ZM86 153V152H85ZM102 153V152H101ZM187 153H185V154H187ZM196 153V152H195ZM216 153V152H215ZM24 154H26L25 152H24ZM36 154V153H35ZM39 154V153H38ZM55 154V153H54ZM82 154H84V153H82ZM87 154V153H86ZM95 154V153H94ZM107 154H109V153H107ZM173 154V153H172ZM193 154V153H192ZM196 154H198V153H196ZM201 154V153H200ZM199 154V155H200ZM205 154V153H204ZM4 155V154H3ZM7 155V154H6ZM42 155H45V154H42ZM69 155V154H68ZM101 155V154H100ZM189 155V154H188ZM193 155H195V154H193ZM192 155V156H193ZM199 155H198V157H199ZM9 156V155H8ZM53 156V155H52ZM88 156V155H87ZM95 156V155H94ZM97 156H99V154L97 155ZM207 156H208V154H207ZM3 157V156H2ZM37 157V156H36ZM75 157V156H74ZM77 157V156H76ZM75 157V158H76ZM96 157V156H95ZM172 157V156H171ZM170 157V158H171ZM190 157V156H189ZM194 157V156H193ZM196 157V156H195ZM194 157V158H195ZM23 158V157H22ZM33 158H34V156H33ZM40 158H42V157H40ZM68 158H71V157H68ZM75 158H73V159H75ZM84 158H85V155H84ZM91 158V157H90ZM110 158V157H109ZM177 158H178V156H177ZM215 158V157H214ZM221 158V157H220ZM226 158V157H225ZM80 159V158H79ZM31 160H32V158H31ZM35 160H36V158H35ZM41 160V159H40ZM65 160V159H64ZM68 160V159H67ZM72 160V159H71ZM78 160V159H77ZM83 160V159H82ZM82 160L80 159V161L82 162ZM85 161L86 160H89V159H84ZM100 160V159H99ZM181 160H183V159H181ZM180 160V161H181ZM222 160V159H221ZM231 160V159H230ZM22 161V160H21ZM33 161V160H32ZM38 161H39V159H38ZM43 161H44V159H43ZM61 161H63V159L61 160ZM79 161V160H78ZM85 161H84V165H85ZM93 161H95V160H93ZM107 161V160H106ZM105 161V162H106ZM179 161V162H180ZM217 161V160H216ZM232 161V160H231ZM8 162V161H7ZM29 162V161H28ZM57 162V161H56ZM69 162V161H68ZM77 162V161H76ZM145 162V161H144ZM221 162V161H220ZM225 162V161H224ZM34 163V162H33ZM46 163V162H45ZM65 163V162H64ZM78 163V162H77ZM80 163V162H79ZM51 164H52V162H51ZM67 164V163H66ZM73 164V163H72ZM75 164V163H74ZM87 164V163H86ZM91 164V163H90ZM95 163H93V165H94ZM142 164V163H141ZM172 164V163H171ZM194 164V163H193ZM204 164V163H203ZM24 165V164H23ZM45 165H47V164H45ZM48 165H49V163H48ZM48 165H47V167H48ZM64 165V164H63ZM80 165H83V164H80ZM93 165H89L90 167H89V169H88V165L84 168V170L82 169V168H79V167H82V166H79L78 168L76 167V166H78V165H76L75 167V169L77 170L76 172H71V168L69 169V168H67V170H66V168L65 169H63L64 171H66L64 174L65 175H63V177L64 178H62V179H60V180H58V178H56V175H55V177L53 176V177H51L52 179L51 180H49V182H48V180H47V182L46 183H44L43 181V183L46 185L47 184V186H46V188H48V189H44L43 191H42V201L43 202H45V203H43V204H48L46 207H49V205L50 204H53V202L55 203V205H56V202L58 203L56 206L53 204V207L55 206V207H57V208H59V209H55V207H54V209L57 211H55L56 213V215H54L55 217L56 216H58L57 218H58V222L57 223H61L62 221L60 220V215L62 214L61 212L63 211V210H65V212H67L68 211V213H64V214H68V219L72 222V224H73V226H72V228H73V230H71V233H70V235H69V239H68V242H69V244H70V246H72V248H73V246L76 248V249H74V250H76V251H78V253H79V257H80V264H89V257H88V251L91 249L90 247H88V246H92V247H94L93 246V242H95L96 241V239H98L99 237H101L100 235H102V233H103V231H104V229H105V227L107 226H111L113 223H114V221L115 220H117V219H124V221H128L127 223H131V221H133V216L135 217V221L137 222H142L141 220H139V218L138 217H140V213H142V215H143V213H147V212H151V207H144L143 205H141V203H136L135 201H136V198H138L139 200L138 201H140V198L137 196V195H134V194H130L131 193V191H130V193H127V191L129 190L128 188L129 187H131L132 188V183L135 181V172H130L129 174H127L125 177L124 176H122L123 174H120L119 172V175L120 176H118L117 177V181L116 180H114L115 181V183L112 185V186H104L103 187V190H100V191H102L101 192V194L99 195L100 197H98V195H96L95 194V191H97V188L95 187V182H94V177H93V174L91 173V171H89L91 168H94V166ZM102 165V164H101ZM199 165V164H198ZM207 165V164H206ZM227 165V164H226ZM36 166V165H35ZM51 166V165H50ZM59 166V165H58ZM69 165L67 164V167H68ZM98 166V165H97ZM118 166V165H117ZM121 166V165H120ZM193 166V165H192ZM232 166V165H231ZM231 166H228V167H231ZM32 167V166H31ZM54 167V166H53ZM60 167V166H59ZM101 167V166H100ZM119 167V166H118ZM125 167V166H124ZM172 167H174V166H172ZM183 167V166H182ZM29 168V167H28ZM33 168V167H32ZM55 168V167H54ZM103 168V167H102ZM203 168V167H202ZM30 169V168H29ZM69 169V170H68ZM101 169V168H100ZM151 169V168H150ZM170 169V168H169ZM172 169V168H171ZM174 169V168H173ZM210 169V168H209ZM208 169V170H209ZM224 169H226V167L224 168ZM11 170V169H10ZM48 170H50V169H48ZM61 170V169H60ZM93 170V169H92ZM99 170V169H98ZM97 170V171H98ZM154 170V169H153ZM12 171V170H11ZM30 171V170H29ZM36 171H37V169H36ZM55 171V170H54ZM59 171V170H58ZM101 171V170H100ZM184 170L180 167V166H178L176 169H175V176L174 177H176V179H178L177 181H179V178H183V176L185 175L184 174V172H183ZM222 171V170H221ZM22 172V171H21ZM35 172V171H34ZM51 172V171H50ZM53 172V171H52ZM147 172H148V170H147ZM151 172V171H150ZM230 172V171H229ZM228 172V173H229ZM1 173V172H0ZM13 173V172H12ZM18 173V172H17ZM24 173V172H23ZM30 172H28V174H29ZM61 173V172H60ZM185 173H187V171L185 172ZM226 173H227V171H226ZM230 173H232L233 174V172H230ZM18 174H20V172L18 173ZM27 174V173H26ZM41 174V173H40ZM44 174V173H43ZM47 174V173H46ZM45 174V175H46ZM52 175H53V173H51ZM63 174V173H62ZM148 174H149V172H148ZM150 174H152V172L150 173ZM154 174V173H153ZM161 174V173H160ZM211 174V173H210ZM219 173H217V175H218ZM225 174V173H224ZM232 174H230V175H232ZM235 174V173H234ZM23 175V174H22ZM48 175V174H47ZM47 175L45 176V177H47ZM51 175V176H52ZM102 174H100V176H101ZM12 176V175H11ZM39 176H41V175H39ZM38 176V178H41V177H39ZM44 176V175H43ZM42 176V177H43ZM96 176V175H95ZM167 176H168V174H167ZM186 176V175H185ZM37 177V176H36ZM45 177L43 178V179H45ZM48 177H50V175L48 176ZM62 177V176H61ZM161 177V176H160ZM159 177V178H160ZM213 177V176H212ZM24 178V177H23ZM28 178V177H27ZM26 178V179H27ZM31 178V177H30ZM29 178V179H30ZM95 178H97V177H95ZM99 178V177H98ZM170 178V177H169ZM26 179L25 180H22V181H26ZM48 179V178H47ZM153 179V178H152ZM161 179V178H160ZM165 179H166V175H165ZM172 179L173 178H171V181H172ZM184 179V178H183ZM14 180V179H13ZM16 180V179H15ZM34 180V179H33ZM41 180L42 179H40V181L38 180V182H39V184L41 183ZM46 180V179H45ZM113 180V179H112ZM164 180V179H163ZM222 180V179H221ZM18 181V183L16 184V183H13L14 185H13V187H15V189H11V190H9L10 192H6V190H8L7 189V187L8 186H6V184H4V183H0V230L1 229H3L2 231H4V233L2 232L1 233V235H0V264H40V242H39V240H40V238H39V235H38V230H39V228H41L40 226H42V225H40L39 226V228H38V225H39V222L42 224V221L44 222L48 217H49V215L51 214H49V212H48V210L47 209H45L46 207H44V209L42 208L41 210H42V212H44V213H42V214H40L39 212L41 211L40 210V208H38L39 206V202H38V191H39V189L40 188H37L36 186H35V184L36 183H38V182H33V183H35L34 184V188H30V186L28 185L27 186V184H26V187L27 188H29V189H27L28 190V192H30L31 191V194L30 195H32V196H30V198H29V195H28V198H26V194L24 193V191H21L22 193H24L26 196H24L23 194H21V195H18V196H16V194H19L18 192L20 191V189H21V186H23V185H21V182L22 181H20L19 182V180H17ZM107 181H108V179H107ZM161 181V180H160ZM168 181V180H167ZM166 181V182H167ZM181 181V180H180ZM179 181V182H180ZM7 182V181H6ZM13 182H15V181H13ZM27 182V181H26ZM29 182V181H28ZM109 182V181H108ZM9 183V182H8ZM23 183V182H22ZM42 183V184H43ZM169 183H171L170 181H169ZM181 183V182H180ZM193 183H195V182H193ZM197 183V182H196ZM195 183V184H196ZM30 184V183H29ZM39 184L37 185L38 187H39ZM95 184V185H94ZM103 184V183H102ZM134 184V183H133ZM164 184V183H163ZM182 184V183H181ZM17 187H16V186ZM41 185V184H40ZM44 185V186H45ZM104 185V184H103ZM131 185V186H130ZM25 186V185H24ZM42 186V185H41ZM40 186V187H41ZM43 186V187H44ZM84 187V189H88L89 191H88V193H87V195H83V193H82V189H83V187ZM164 186V185H163ZM161 187V189H163L164 187ZM173 186V185H172ZM171 186V187H172ZM181 186V185H180ZM188 186V185H187ZM191 186V185H190ZM189 186V187H190ZM32 187H33V184H32ZM42 187V188H43ZM167 188V190L165 191V192H163V194H164V197H171V198H173L172 196V194H173V192H174V186H173V188ZM177 187H178V185H177ZM191 187H193V186H191ZM190 187V188H191ZM195 187V186H194ZM23 188L24 187H22V190H23ZM25 189V188H24ZM38 189V190H37ZM126 189H128V190H126ZM187 189V188H186ZM195 189V188H194ZM98 190V191H99ZM188 191H189V189H187ZM186 190V191H187ZM87 191V190H86ZM185 191V190H184ZM26 192V191H25ZM133 192V191H132ZM192 192V190H190V193ZM195 192V191H194ZM98 193V192H97ZM135 193V192H134ZM178 193V192H177ZM180 193V192H179ZM189 193V194H190ZM99 194V193H98ZM40 195V194H39ZM180 195V194H179ZM182 195V194H181ZM191 196V208L193 207V208H196V207H194V206H196L197 205V202H196V199H197V195L195 194V193H192V194H190ZM19 196H24V199H23V202H21V204H17V202L15 201L16 199L15 198H17V197H19ZM141 196V195H140ZM143 196V195H142ZM181 197H183V196H181ZM205 197V196H204ZM19 198H21V197H19ZM154 198H156V197H154ZM180 198V197H179ZM206 198H207V196H206ZM184 199V198H183ZM19 199H17V201H18ZM161 200V199H160ZM179 200V199H178ZM187 200V199H186ZM207 200H208V198H207ZM21 201V200H20ZM39 201L41 202V200L39 199ZM163 201V200H162ZM161 201V202H162ZM184 201H185V199H184ZM188 201V200H187ZM142 202V201H141ZM182 202H183V200H182ZM186 202V201H185ZM39 203V204H38ZM184 203V202H183ZM188 204H190L189 202H187ZM187 203H185L186 205H187ZM36 204H38V205H36ZM145 204V203H144ZM36 205V206H35ZM181 205H182V203H181ZM35 206V207H34ZM38 206V207H37ZM42 206V205H41ZM150 206V205H149ZM51 207H52V205H51ZM168 207H170V206H168ZM175 207V206H174ZM155 208V207H154ZM171 208H172V206H171ZM49 209V208H48ZM163 209H165V208H163ZM168 209V208H167ZM166 209V210H167ZM173 209V208H172ZM176 209V208H175ZM175 209H173L172 211H171V209L170 210H168V211H166V212H164V210H163V212L164 213H161V211H157V209H156V212L154 211V216L155 217H160V216H163V217H161V218H155V219H152V220H150V221H148V223H144V222H142L140 225L142 226L140 229V232H139V235H138V237H139V241H138V244H137V246H136V248L132 251V250H130V248L128 247V245L126 244V241H127V238H126V233H127V230H126V235L122 232V233H120V232H113V231H111L112 233H109V235L107 236V238L104 240V246H105V248H106V255H107V258H105V259H102V261H100L98 258H100V257H98L97 259V264H179L180 263V260H178V261H171V259H169L168 261H166V260H162L161 258H155L154 256H153V253L155 252V247L157 246L156 245V239H157V236H158V234H159V231H161V236H162V230H163V228H162V224L164 223H169V224H171V221H172V219L174 218V216H175V214H179V211H178V213H177V209L175 210ZM183 209V208H182ZM188 209H190V208H188ZM193 210V209H192ZM199 210V209H198ZM39 211V212H38ZM184 211H186V210H184ZM189 211V210H188ZM187 211V212H188ZM191 211V210H190ZM189 211V212H190ZM196 211V210H195ZM195 211H192V212H195ZM64 212V211H63ZM186 212V213H187ZM191 212V213H192ZM199 212V211H198ZM201 212V211H200ZM199 212V213H200ZM57 213H58V215H57ZM153 213V212H152ZM151 213V214H152ZM185 213V214H186ZM246 213V212H245ZM44 214V215H43ZM49 214V215H48ZM137 214H139V216L137 215ZM150 214V215H151ZM189 214L190 213H188V218H189ZM195 214V213H194ZM41 215L43 216V220H42V218H41ZM136 215V216H135ZM144 215H147V214H144ZM184 215V214H183ZM193 214H191L190 216H192ZM62 216H64L63 214L61 215V218H62ZM180 216V215H179ZM187 216V215H186ZM67 217H65V218H67ZM136 217H137V219H136ZM143 217V216H142ZM177 217V216H176ZM197 217V216H196ZM45 218V219H44ZM179 217H177V219H178ZM185 218V217H184ZM187 218V219H188ZM198 218V217H197ZM196 218V219H197ZM241 218V217H240ZM250 218V217H249ZM55 219V222H56V218H54ZM64 219V218H63ZM144 219V218H143ZM186 219V218H185ZM190 219V218H189ZM194 219H195V217H194ZM193 219V220H194ZM195 219V220H196ZM199 219V218H198ZM245 219V218H244ZM258 219V218H257ZM260 219V218H259ZM264 219V218H263ZM48 220V222L47 221H45L44 223H47V224H44L43 226H45L46 227V225L48 226V224L49 223H52L53 221H52V216L50 217V218H48L47 219ZM49 220L51 221V222H49ZM148 220V219H147ZM182 220V219H181ZM243 220V219H242ZM247 220V219H246ZM249 220V219H248ZM252 220H253V222H254V220L255 219H253L252 218ZM68 221V220H67ZM130 221V222H129ZM174 221V220H173ZM173 221H172V223H173ZM183 221V220H182ZM181 221V222H182ZM186 221H188V220H186ZM190 221V220H189ZM198 221V220H197ZM243 221H245V220H243ZM242 221V223H244ZM250 222H251V219L249 220ZM248 221V222H249ZM257 222H261V224H262V222L264 223V221H262V220H256ZM255 221V223L256 224H258L257 222ZM70 222V223H71ZM239 222V221H238ZM241 222V221H240ZM249 222V223H250ZM57 223L55 224V227H56V225H57ZM116 223V222H115ZM234 223V222H233ZM237 223V222H236ZM247 223V222H246ZM245 223V224H246ZM249 223H247L248 225H249ZM255 223H252V224H254V225H256ZM8 225V227H6L7 229L5 230V225ZM53 224V223H52ZM51 224V225H52ZM67 224V223H66ZM126 224V223H125ZM185 224V223H184ZM251 224V225H252ZM54 225V224H53ZM128 225V224H127ZM168 225V224H167ZM176 225V224H175ZM178 225V224H177ZM50 226V225H49ZM59 226V225H58ZM60 226H62V225H60ZM60 226L58 227V228H60ZM130 226V225H129ZM170 226V225H169ZM184 225L182 224V226H180L181 228L183 227ZM191 226V225H190ZM198 226V225H197ZM229 226V225H228ZM148 229H147V228ZM164 227H165V225H164ZM176 227V226H175ZM179 227V228H180ZM230 227H231V225H230ZM247 227H249V226H247ZM247 227H246V229H247ZM260 227V226H259ZM264 227V226H263ZM53 228V227H52ZM57 228V227H56ZM63 228H65V227H63ZM63 228H61V229H63ZM169 228V227H168ZM171 228V227H170ZM177 228V227H176ZM175 228V229H176ZM256 228V227H255ZM261 228V227H260ZM44 229V228H43ZM46 229H47V227H46ZM166 229V231H167V228H165ZM164 229V230H165ZM172 229V228H171ZM184 229L185 228H182V231H184ZM192 229V228H191ZM240 229V228H239ZM253 229H254V227H253ZM42 230V229H41ZM147 230H148V233L149 234H145L146 232H147ZM170 230V229H169ZM168 230V231H169ZM243 230V229H242ZM248 230V229H247ZM247 230H243V232L244 231H247ZM45 231V230H44ZM47 231V230H46ZM59 231V230H58ZM129 232H130V230H128ZM167 231V232H168ZM172 231V230H171ZM180 231V234H186V233H181V230H179ZM193 231V230H192ZM253 231V230H252ZM137 232V231H136ZM178 232V231H177ZM176 232V233H177ZM189 231H187V233H188ZM236 232V231H235ZM248 232V231H247ZM246 232V233H247ZM41 233H43V232H41ZM174 233V232H173ZM172 233V234H173ZM191 233V232H190ZM193 233H194V231H193ZM237 233V232H236ZM240 233V232H239ZM257 233V232H256ZM62 234V233H61ZM130 234V233H129ZM165 233H163V235H164ZM169 234V233H168ZM179 234V233H178ZM224 234H225V232H224ZM238 234V233H237ZM241 234V233H240ZM253 234V233H252ZM47 235V234H46ZM131 235V234H130ZM148 235V237H145V236H147ZM174 235V234H173ZM182 235V236H183ZM244 235V237H245V234H243ZM175 236V235H174ZM172 237V239L170 238V240H168V241H170V243H169V245H170V247H177V246H179L178 245V243L177 242H179L177 239H175V237ZM180 236V235H179ZM178 236V237H179ZM197 236V235H196ZM222 236H223V234H222ZM231 236V235H230ZM240 236V235H239ZM242 236V235H241ZM255 236V235H254ZM263 236H264V234H263ZM163 237V236H162ZM164 237H165V235H164ZM198 237V236H197ZM227 237V236H226ZM243 237V238H244ZM247 237V236H246ZM250 237V236H249ZM256 237V236H255ZM131 238V237H130ZM168 238V237H167ZM180 238V237H179ZM184 238H185V236H184ZM189 238V237H188ZM237 238V237H236ZM254 238V237H253ZM260 238V237H259ZM42 239V238H41ZM67 239V238H66ZM129 239V238H128ZM163 239V238H162ZM182 239V238H181ZM220 239H222V238H220ZM239 239V238H238ZM245 239V238H244ZM248 239V238H247ZM255 239H257V238H255ZM260 239H262L263 240V242H264V238L262 237V238H260ZM45 240V239H44ZM133 240V239H132ZM171 240H177V241H171ZM180 240V239H179ZM185 240H186V238H185ZM184 240V241H185ZM188 240V239H187ZM201 240V239H200ZM240 240H242V239H240ZM250 240V239H249ZM254 240V239H253ZM41 241V240H40ZM67 241V240H66ZM181 241V240H180ZM190 241V240H189ZM198 241H199V237H198ZM244 241H246V240H244ZM261 241V240H260ZM259 241V242H260ZM47 242V241H46ZM166 242V243H167ZM183 242V241H182ZM182 242H180V243H182ZM187 242V241H186ZM223 242V241H222ZM238 242H239V240H238ZM49 243V242H48ZM66 243V242H65ZM179 243V244H180ZM184 243V242H183ZM199 243V242H198ZM204 243V242H203ZM241 243V242H240ZM258 243V242H257ZM68 244V243H67ZM68 244V245H69ZM90 244V245H89ZM134 244V243H133ZM136 244V243H135ZM228 244V243H227ZM43 245V244H42ZM97 245V244H96ZM114 245H117V249H115L116 248V246H114ZM156 245V246H155ZM182 245V244H181ZM181 245L179 246V248L177 247V249L178 250H180V247H181ZM240 245V244H239ZM244 245V244H243ZM256 245V244H255ZM262 245V244H261ZM44 246H46V245H44ZM162 246V245H161ZM160 246V247H161ZM183 246H185V244L183 245ZM182 246V247H183ZM221 246V245H220ZM245 246V245H244ZM264 246V243H263V245H262V247ZM68 247V246H67ZM97 247V246H96ZM160 247L158 248V249H160ZM186 247V246H185ZM185 247H183V248H185ZM198 247V246H197ZM225 247H227V246H225ZM234 247H236L235 245H234ZM256 247V246H255ZM71 248V247H70ZM72 248H71V250H72ZM98 248V247H97ZM155 248V249H154ZM200 248H203V247H200ZM237 248H238V246H237ZM68 249V248H67ZM78 249V250H77ZM176 249V250H177ZM191 249V257L192 256H194V259H196V262L198 261V259H199V257H201L200 255H199V249H197V251H196V249H194V248H190ZM232 249H233V247H232ZM253 249V248H252ZM259 249V248H258ZM263 249V248H262ZM262 249H260V251L259 250H257V251H259V253L260 252H262L261 254L263 255H261V254H259V253H257V255H261L262 256V261L264 260V251H261ZM164 250V249H163ZM168 250V249H167ZM175 250V251H176ZM177 250V251H178ZM189 250V249H188ZM202 250V249H201ZM207 250V249H206ZM209 250V249H208ZM214 250H215V248H214ZM49 251V250H48ZM47 251V252H48ZM75 251V252H76ZM158 251V250H157ZM187 251V250H186ZM203 251V250H202ZM213 251V250H212ZM228 251V250H227ZM234 251H235V248H234ZM239 251V250H238ZM242 251V250H241ZM248 251V250H247ZM53 252V251H52ZM68 252V251H67ZM75 252H73L74 254H75ZM99 252V251H98ZM117 252V253H116ZM161 252H163L162 250H161ZM164 252H165V250H164ZM171 252V251H170ZM169 252V253H170ZM180 253H181V250L179 251ZM189 252H190V250H189ZM204 252H205V250H204ZM218 252V251H217ZM230 251H228V255L230 254L229 253ZM249 252V251H248ZM248 252H246V253H248ZM96 253H97V250H96ZM172 253V252H171ZM184 253V252H183ZM183 253H181L180 255H182ZM188 253V252H187ZM209 253V252H208ZM211 253V252H210ZM209 253V254H210ZM216 253V252H215ZM214 253V254H215ZM222 253V252H221ZM220 253V254H221ZM235 253H236V251H235ZM234 253V254H235ZM239 253V252H238ZM241 253V252H240ZM253 253V252H252ZM42 254V253H41ZM45 254V253H44ZM43 254V255H44ZM48 254V253H47ZM71 254V253H70ZM159 254H160V252H159ZM173 254H174V252H173ZM172 254V255H173ZM175 254H177V253H175ZM174 254V255H175ZM186 254V253H185ZM190 254V253H189ZM218 254V253H217ZM216 254V255H217ZM219 254V255H220ZM223 254V253H222ZM221 254V255H222ZM226 254V253H225ZM225 254H223V255H225ZM234 254H233V256H234ZM243 254V253H242ZM179 255V256H180ZM184 255V254H183ZM101 256V255H100ZM166 256V255H165ZM168 256V255H167ZM179 256H177V257H179ZM185 256L186 255H184V258H185ZM188 256V255H187ZM246 256V255H245ZM249 256V255H248ZM247 256V257H248ZM251 256H252V254H251ZM256 256V255H255ZM260 256V257H261ZM75 257V256H74ZM174 257H176V256H174ZM173 257V258H174ZM183 257V256H182ZM190 257V256H189ZM190 257V258H191ZM224 257V256H223ZM259 257V258H260ZM167 258V257H166ZM180 258H181V256H180ZM188 258V257H187ZM189 258V259H190ZM198 258V259H197ZM255 258V257H254ZM53 259V258H52ZM101 259V258H100ZM174 259H176V258H174ZM178 259V258H177ZM176 259V260H177ZM182 259V258H181ZM186 259V258H185ZM188 259V260H189ZM204 259V258H203ZM202 259V260H203ZM252 259V258H251ZM42 260V259H41ZM103 260H105V261H103ZM184 260V259H183ZM187 260V261H188ZM202 260H200V261H202ZM212 260V259H211ZM253 261V260H252ZM206 262V261H205ZM260 261H258V263H259ZM185 263H187V262H185ZM188 263H190V262H188ZM193 263V262H192ZM200 263V262H199ZM199 263H197V264H199ZM203 264H204V262H202ZM202 263H200V264H202ZM77 264V263H76ZM182 264V263H181ZM191 264V263H190ZM193 264H196V263H193ZM264 264V263H263Z\"/></svg>",
  "mask_w": 264,
  "mask_h": 264
}]
</instances>
